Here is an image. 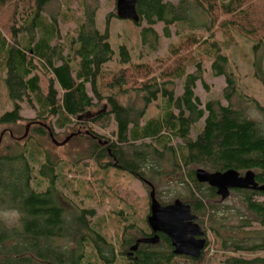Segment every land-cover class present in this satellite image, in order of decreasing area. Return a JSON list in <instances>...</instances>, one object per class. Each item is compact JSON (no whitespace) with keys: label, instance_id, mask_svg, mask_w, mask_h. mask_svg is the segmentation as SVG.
<instances>
[{"label":"trees","instance_id":"1","mask_svg":"<svg viewBox=\"0 0 264 264\" xmlns=\"http://www.w3.org/2000/svg\"><path fill=\"white\" fill-rule=\"evenodd\" d=\"M96 9L88 0H0V14L8 13L7 22H0V69L11 102V109L0 115V124L23 121V104L35 115L25 121V129L30 124L25 137L12 138L11 145L0 149V211L18 214L15 225L0 219V264H115L114 248L101 232L106 218L92 224L93 209L66 208L57 184L70 188L73 180L65 175L74 169L64 172L63 162L34 137H47V127L55 137L68 133L88 139L94 173L120 169L156 189L155 177L187 169L181 181L188 183V189L177 198L190 206L201 225L205 221L211 225L214 247L228 254L219 264H264V256L257 255L264 251V200L255 199L264 192L232 191L240 193L245 210L239 212L236 224L227 225L222 212L227 207H219L222 200L215 189L198 183L189 168H233L240 174L251 170L264 184V123L248 118L244 108L232 102L237 85L223 52L227 43H235V36L251 41L257 34L252 51L262 44L264 0H137L139 21L131 23L140 44L156 49V24L166 39L175 28L176 41L168 43L157 70L144 61L132 63L125 42L114 48L107 28L115 12L106 15L101 32ZM202 15L209 21H200ZM219 29L227 34L226 42L215 38ZM202 58L210 62L214 76L224 77L226 105L209 100L202 106L195 95L197 81L207 87ZM253 70L264 87L260 58L253 62ZM175 81L182 83L179 95L174 92ZM130 89L135 98L121 102L119 97ZM158 100L160 111L146 118L148 107ZM251 102L264 119L262 107L254 99ZM202 118V127L191 138V128ZM177 139L180 144H171ZM40 182L46 183L42 191L35 188ZM133 226L124 225L121 233L119 254L125 264L129 260L125 251L141 234ZM163 247L162 253L159 245H139L130 264H204L205 250L198 258L175 255L167 238Z\"/></svg>","mask_w":264,"mask_h":264},{"label":"rangeland","instance_id":"2","mask_svg":"<svg viewBox=\"0 0 264 264\" xmlns=\"http://www.w3.org/2000/svg\"><path fill=\"white\" fill-rule=\"evenodd\" d=\"M172 3H176L179 0H165ZM88 3H92L97 7L95 21L99 31L105 30L106 15L111 11L115 12V0H88ZM73 10L76 8V3L73 4ZM198 11V10H197ZM10 12V11H9ZM7 14H0V22H7ZM79 15V12L77 14ZM116 15V14H115ZM221 19V17H219ZM2 20V21H1ZM208 22L209 17L202 15L200 21ZM2 22V23H3ZM69 26V24H67ZM75 24H70L73 28ZM145 26V22L142 21L141 27ZM1 29V27H0ZM69 29V28H67ZM155 29L158 34V44L156 49H152L150 44H140L138 41V30L136 31L135 26L130 20H121L117 17H112L108 20V32L110 35V42L114 48L118 43L125 42L127 49L130 53L132 63H140L142 61L151 63L153 70L159 69V63H163V55L167 48L168 43L176 41L175 28L171 27V35L169 39H166L161 32V25L156 24ZM62 34H64L66 27H62ZM186 30V29H185ZM197 32L204 33L202 29H197ZM215 38L220 42H226L228 37L227 34H223L222 29L217 30ZM250 38V37H249ZM258 38L255 34L254 40ZM235 43H227L226 48L223 52L227 54L228 65L227 69L232 71L237 85V94L232 98V102L238 107H243L245 115L257 122L264 123L263 115L259 108H257L252 99L264 110V87L262 84L253 76V62L257 58L261 59L262 69L264 71V40L262 44L256 49L251 50V41H245L244 38L235 36ZM202 80L207 85H203L200 81L196 82L194 89L195 95L199 98L202 106L209 100L219 101L221 104L226 105L227 100L224 97L225 79L223 76H214L210 70V62L202 58ZM159 65V66H158ZM193 70V67H188V71ZM4 70L0 69V115L11 109V102L7 97L4 85H3ZM131 79V78H130ZM138 79H140L138 77ZM133 80V79H131ZM181 81H175L174 92L175 95L181 93ZM238 95V96H237ZM240 95V96H239ZM135 95L133 89H130L126 95L119 97L121 102H126L128 99H134ZM160 101H156L150 105L147 109L146 118L153 116L160 111ZM98 109L95 107L93 112ZM24 120L15 125H1L0 124V149L5 148L13 143V139H21L25 132V121L33 118V109L27 105L22 106L20 112ZM203 124V118L199 120L191 128L190 137L194 138ZM57 132L56 129H54ZM100 134L107 135L106 130L96 129ZM29 132V130H28ZM2 133V134H1ZM59 133V132H58ZM11 134V136H10ZM69 134H56L54 138L57 141H62ZM42 144L45 149H48L52 155H55L57 159H60L64 167V172L67 168L71 169H85L82 173L66 172L65 177L71 178L73 183L70 188L62 186L61 183L57 184L61 196L64 201H67L66 208L69 210L72 206H80L87 209L94 210V217L90 219L91 223L94 224L96 221L104 219L102 234L105 236L107 241L113 246L115 256V264H125L123 258L120 257L119 244L121 239V233L124 225L134 224V227H143V218L146 219L147 213L149 212V201L146 203L148 198V191L144 184L136 177L130 175L128 172L115 169H99L94 173L95 167L88 154L89 140L86 139L82 134L70 137L67 142L58 146L51 142L49 136H34ZM171 144H180V140H173ZM106 160V159H105ZM79 162V163H78ZM78 163V164H77ZM195 170L196 166L189 167ZM187 169L182 168L180 171L173 175H162V178H154L156 184V192H158V199L162 196L163 201L170 203L177 196H184L188 189V183L181 181L186 173ZM243 174V173H242ZM147 177L149 174L147 173ZM35 187V183H33ZM46 187L45 182H40V185L35 187L38 191H42ZM65 196V198L63 197ZM240 193L232 192L228 198L219 201L220 208H226L222 210L226 215L227 225H233L238 222L239 212L244 211V205L240 201ZM257 201H263L264 196H255ZM63 204V201H62ZM73 209V208H72ZM71 209V210H72ZM122 212V216L119 213ZM125 217V220L122 218ZM0 219L7 225L17 224L18 214L13 210L0 211ZM207 229V241L208 247L205 249L204 264H219V261L224 259L228 254L219 253L213 245L214 237L211 232V225L208 221L202 225ZM134 231V230H132ZM257 255L264 256V251L258 252ZM102 264V263H97Z\"/></svg>","mask_w":264,"mask_h":264},{"label":"water","instance_id":"3","mask_svg":"<svg viewBox=\"0 0 264 264\" xmlns=\"http://www.w3.org/2000/svg\"><path fill=\"white\" fill-rule=\"evenodd\" d=\"M137 0H115V14L118 19L139 21V15L136 11ZM27 124L22 137L28 132ZM48 136L55 145H62L72 137V134L65 137L62 141H57L49 127H47ZM11 135V134H10ZM194 177L198 183H205L215 189V193L221 200L228 198L230 190H252L264 192V184H259L255 180V174L251 170L240 174L237 170L229 168L224 171H208L204 168H196ZM149 186V214L146 217L147 224L153 231L163 232L169 239L175 255H184L191 258H198L204 245V239L196 236L203 235L200 227L193 221L196 216L190 212V206L176 198L173 202L161 206L155 198V189L149 181H144ZM157 238H141L134 245L129 247L128 254L136 250L139 243L154 244Z\"/></svg>","mask_w":264,"mask_h":264},{"label":"flooded vegetation","instance_id":"4","mask_svg":"<svg viewBox=\"0 0 264 264\" xmlns=\"http://www.w3.org/2000/svg\"><path fill=\"white\" fill-rule=\"evenodd\" d=\"M138 179L142 182V183H144V181H145V179L144 178H142V177H138ZM147 181V180H146ZM146 184V183H145ZM148 186V185H147ZM149 187V186H148ZM149 191H150V188H149ZM149 191H148V194H149ZM232 191H234V190H230V193L232 192ZM155 198L157 199V201L161 204V206H163V205H166V204H169V203H164L163 204V192H162V196L161 197H159V199L157 198V194H156V190H155ZM148 200H149V197H148ZM175 200V199H174ZM173 202V201H172ZM183 202V201H182ZM171 203V202H170ZM184 203V202H183ZM186 204V203H185ZM190 212L192 213V214H194L191 210H190ZM147 214H149V212L147 213ZM195 216H196V219L193 221L194 223H196L199 227H200V229H201V231L203 232V235H200V236H196L197 238H201V239H204L205 241H204V245H203V247H202V249H201V251H200V255H201V253L202 252H204V250L206 249V245H207V229H205L202 225H201V220H200V218L196 215V214H194ZM147 217V216H146ZM146 220V219H145ZM138 230L139 231H141V234L140 235H138V236H136V238L134 239V242L130 245V246H128V248H127V250L125 251V254H124V256H126V257H129V260H128V263L127 264H130V263H132L133 262V259H134V257H133V255H131V254H128V252H129V247H131L132 245H134L135 244V242L138 240V239H141V238H151V237H156L157 238V242L156 243H154V244H150V243H139L138 244V246L139 245H142V244H144V245H147V246H155V245H159V248H160V251L163 253V251H164V247H163V241H164V238H167L164 234H163V232H159V231H153L152 229H151V227L147 224V221H145V224H143V227H141V228H138ZM168 239V238H167ZM169 240V239H168ZM170 242V241H169ZM137 246V247H138ZM172 250H173V248H172ZM133 253V252H132ZM180 256H184V255H180ZM185 257H189V256H185Z\"/></svg>","mask_w":264,"mask_h":264}]
</instances>
